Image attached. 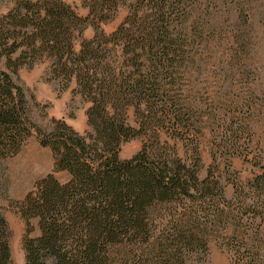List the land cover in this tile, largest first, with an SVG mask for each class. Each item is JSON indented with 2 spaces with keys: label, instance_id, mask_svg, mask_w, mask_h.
Listing matches in <instances>:
<instances>
[{
  "label": "trees",
  "instance_id": "16d2710c",
  "mask_svg": "<svg viewBox=\"0 0 264 264\" xmlns=\"http://www.w3.org/2000/svg\"><path fill=\"white\" fill-rule=\"evenodd\" d=\"M81 2L85 17L62 0H18L7 15L11 29L0 31V62L6 57L11 67L0 69V173L36 134L55 170L69 176L49 173L17 202L27 223L26 264H194L206 262L212 242L230 264H264V165L247 182L233 179L230 198V179L217 167L201 177L203 114L191 95L205 54L237 57L253 47L264 0ZM123 7L124 20L103 31ZM89 24L96 33L83 39ZM42 61L50 78L63 88L73 83V95L88 104L84 132L63 119L45 129L31 117L12 73ZM135 138H143L141 149L122 159V146ZM10 262L0 210V264Z\"/></svg>",
  "mask_w": 264,
  "mask_h": 264
},
{
  "label": "rangeland",
  "instance_id": "374dc122",
  "mask_svg": "<svg viewBox=\"0 0 264 264\" xmlns=\"http://www.w3.org/2000/svg\"><path fill=\"white\" fill-rule=\"evenodd\" d=\"M18 0H0V31L11 29V19L7 15ZM72 5L82 16L88 15V8L81 0H62ZM127 8H121L116 16L101 29L113 31L124 20ZM259 36L253 47L244 55H231V52L210 53L198 60L191 77V95L195 106L203 114L201 152L203 166L200 176L205 177L211 165L217 167L230 181L225 182L226 196L234 193V182H247L262 172L264 165V26L259 25ZM96 33L95 26L89 24L82 38L90 39ZM81 39L76 40V49ZM225 42L223 49L228 47ZM18 53L14 54V57ZM230 62L234 67H230ZM244 65H240V64ZM0 69L11 73L7 58L0 62ZM13 78L24 87L29 101L31 117L42 128L50 129L54 119H63L77 131L88 129L86 110L88 104L80 96L73 95L74 84L63 88L60 80L49 75V63L42 61L32 67L22 66ZM252 101V106H248ZM199 104V105H198ZM254 107V109H253ZM250 108V110H249ZM220 116L213 120L211 115ZM245 117V119H243ZM129 120L135 124L134 110ZM143 138H135L125 143L120 151L122 159L130 158L142 147ZM216 156V161L214 157ZM7 170L0 173V210L8 223V240L11 247L10 264H26L24 236L26 220L21 215L17 202L23 200L33 189L37 180L49 173L61 181L69 177L65 171H56L49 147L40 144L36 134L31 136L19 154L6 161ZM33 234L39 233L38 219H31ZM194 264H230L229 254L216 242L211 243L210 255L206 262Z\"/></svg>",
  "mask_w": 264,
  "mask_h": 264
}]
</instances>
